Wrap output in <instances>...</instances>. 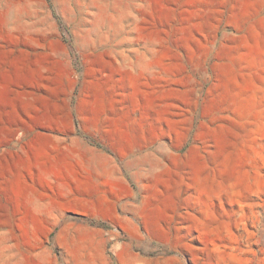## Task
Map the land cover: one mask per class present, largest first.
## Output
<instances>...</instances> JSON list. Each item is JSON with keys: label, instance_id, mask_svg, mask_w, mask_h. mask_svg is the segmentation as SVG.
<instances>
[{"label": "rangeland", "instance_id": "rangeland-1", "mask_svg": "<svg viewBox=\"0 0 264 264\" xmlns=\"http://www.w3.org/2000/svg\"><path fill=\"white\" fill-rule=\"evenodd\" d=\"M65 224L100 264H264V0H0V238L69 264Z\"/></svg>", "mask_w": 264, "mask_h": 264}, {"label": "crops", "instance_id": "crops-1", "mask_svg": "<svg viewBox=\"0 0 264 264\" xmlns=\"http://www.w3.org/2000/svg\"><path fill=\"white\" fill-rule=\"evenodd\" d=\"M41 161L42 160L37 159L35 163L40 165L42 163ZM79 186V183H77L73 177H68L57 184L53 188L54 190H44L41 193H35L32 190L26 191L25 198L30 203V209L33 208L34 211L38 213L37 216H34V225L40 224L45 226L48 222V219L46 218L47 214L52 212L56 207L59 208V200L61 197L69 194H73L75 197L79 194V191L77 190ZM49 225L53 226L52 223ZM71 229L72 226L65 224L57 233L58 244L68 253V263L100 264L99 260H97L93 255L85 256L82 253L87 249H90L91 246V241L87 235L79 229L69 232ZM36 250L34 248V264H44V259H40L37 255H35ZM16 252L17 249L14 246H8L6 237L0 238V264H24L18 260L12 261L9 259V256Z\"/></svg>", "mask_w": 264, "mask_h": 264}, {"label": "bare ground", "instance_id": "bare-ground-1", "mask_svg": "<svg viewBox=\"0 0 264 264\" xmlns=\"http://www.w3.org/2000/svg\"><path fill=\"white\" fill-rule=\"evenodd\" d=\"M70 180H71V179H70ZM75 185H76V184H75ZM76 187H77V186H76ZM68 188H69V187H68ZM68 188H67V189H68ZM46 208H47V207H46ZM74 264H75V263H74Z\"/></svg>", "mask_w": 264, "mask_h": 264}]
</instances>
